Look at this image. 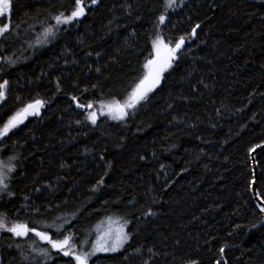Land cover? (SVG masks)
<instances>
[{"label": "trees", "instance_id": "1", "mask_svg": "<svg viewBox=\"0 0 264 264\" xmlns=\"http://www.w3.org/2000/svg\"><path fill=\"white\" fill-rule=\"evenodd\" d=\"M82 2L85 14L68 24L54 17L74 0H11L0 17L10 25L0 35V128L43 101L0 137V156L15 165L0 214L70 236L77 254L106 217L128 219L125 247L88 264H264L249 152L264 141V0H176L167 11L165 0ZM157 36L184 44L160 83L112 118L107 105L124 104L147 75ZM256 157L264 201V152ZM0 264L76 261L34 232L0 229Z\"/></svg>", "mask_w": 264, "mask_h": 264}, {"label": "snow or ice", "instance_id": "2", "mask_svg": "<svg viewBox=\"0 0 264 264\" xmlns=\"http://www.w3.org/2000/svg\"><path fill=\"white\" fill-rule=\"evenodd\" d=\"M75 7L70 12V14H65L64 12L59 13L54 17L56 24H68L73 20L83 16L85 14V5L82 0H74ZM92 5L97 3V0H90ZM176 5V0H165V11L169 8H173ZM11 8V0H0V17H2L5 13H9ZM159 20L161 23L165 21V16L163 14L160 15ZM199 25H196L192 29V35H195L196 29ZM10 29V25L8 23H4L0 25V35H4ZM49 34H54L53 29L51 27L44 29L45 38ZM157 42H161L162 38L157 36L156 40L153 41V45L157 52V58L155 60L149 61L145 64V68H148L149 65H152L150 73L143 80L140 81V84L137 85L136 89H134L132 95L129 99L124 103L120 104L119 102H115L114 104L107 105L109 114L112 115L114 119H122L127 112L125 111L127 108L133 107L137 102L141 99H144L146 93L151 91L160 81V75L164 71L165 67L170 66L172 59L175 57L177 49H180L184 44V37L181 36L175 43V47H167L164 45V51L161 55L160 47H157ZM8 84V81H4L0 83V100L4 99L5 96V88ZM73 100H76V97H72ZM102 107H103V102ZM43 101L36 100L33 103L27 104L25 107L19 109L16 114L12 117H9L8 121L0 128V137L6 135V133L15 128L18 124H20L23 119H25L30 114H38L40 107H42ZM78 107H85V105H78ZM86 107L91 108L92 105L89 103ZM86 119L91 120L93 124L96 123V113L89 112ZM80 123V121H77ZM264 141L261 144L253 145L252 148L249 149V152H254V150H258L264 152ZM11 159L9 158V162L5 163L0 160V191H6L8 188V184L5 183L6 178L10 172H12L15 168V165L11 164ZM253 161L256 162L257 157L254 154L252 157ZM163 167V165H162ZM260 175H253L252 184L253 186L258 185L261 182ZM102 182V180H101ZM8 195H12L11 192H8ZM261 211L264 212V207L261 208ZM0 229H6L7 231L13 233L15 236H26L30 231L34 232L36 236H38L41 240H46L51 245L52 248L59 249L65 256L74 257L76 264H88L89 258L95 254L97 251H116L117 248L122 247L125 240L128 239V234L126 233H116L114 235L105 234L104 237L98 238V240L93 244V247L88 252H80L77 254L75 251V245L71 243L70 236H64L63 239L54 240L52 239L47 232L37 231L36 228H28V226L24 223L13 221L11 226L8 225L3 214H0ZM41 252L44 253L45 257L48 256V249L42 248ZM225 249L221 247L220 252L223 253ZM191 264H196L195 261L191 262ZM217 264H221V261H217Z\"/></svg>", "mask_w": 264, "mask_h": 264}, {"label": "rangeland", "instance_id": "3", "mask_svg": "<svg viewBox=\"0 0 264 264\" xmlns=\"http://www.w3.org/2000/svg\"><path fill=\"white\" fill-rule=\"evenodd\" d=\"M9 14H10V12H9V13H5L3 16H9ZM164 45H166L164 42H162V44H161V42H157V47H160L161 55L163 54V51H164V47H163ZM166 46L169 47L168 45H166ZM156 58H157V52H156L155 47H154V57H153L150 61L155 60ZM171 62H172V61H171ZM151 67H152V65H149L148 73H147L146 76L149 75L150 70H151ZM166 68H167V67H165L164 71L166 70ZM164 71H163V72L161 73V75H160V81H161V79H162V75H163ZM146 76H145V77H146ZM145 77H144V78H145ZM160 81H159V83H160ZM159 83H158V84H159ZM158 84H157V85H158ZM157 85H156V86H157ZM156 86H155V87H156ZM155 87H154V88H155ZM154 88H152V90H153ZM152 90H151V91H152ZM149 92H150V91H148L146 94H148ZM0 103H1V100H0ZM30 115H33V114H30ZM30 115H28V116H30ZM28 116H27V117H28ZM27 117H26V118H27ZM26 118H25V119H26ZM25 119H23V121H24ZM23 121H22V122H23ZM0 160H2V161H4L5 163H7V162H6L1 156H0ZM7 179H8V178H6L5 183H7ZM128 225H129V221H128V219L123 218V217H121V216H108V217H106V219H105L104 221H102V222L98 225V227H97V231H95V237L92 236V237L89 238L87 241L82 242V245L84 246V248H87L85 252H88V251H90V250L92 249L93 244L98 240V238L104 237L105 234H108V235H114V234H116V233H118V232H119V233H126V234H128V239L124 241L122 247L117 248L116 251H108V252L97 251V252H95L94 255H96V254H101V253H113V252H117V251H119V250H122V249L125 247V245L128 243V241L130 240V234H129V231H128ZM82 252H84V251H82ZM94 255H92V256H94ZM92 256H91V257H92ZM91 257H90V258H91ZM90 258H89V259H90ZM88 261H89V260H88Z\"/></svg>", "mask_w": 264, "mask_h": 264}, {"label": "water", "instance_id": "4", "mask_svg": "<svg viewBox=\"0 0 264 264\" xmlns=\"http://www.w3.org/2000/svg\"><path fill=\"white\" fill-rule=\"evenodd\" d=\"M82 109H85V107H82ZM262 147H264V145ZM257 152H258V150H254V152H252V157L254 154L256 155ZM252 161H253V159H252ZM253 171H254V175H259L258 164H257V162H254V161H253ZM252 194H253V197H254V200H255L257 207L261 211V208L264 207V201L259 196L258 185L253 186V184H252ZM261 213L264 217V212L261 211Z\"/></svg>", "mask_w": 264, "mask_h": 264}, {"label": "bare ground", "instance_id": "5", "mask_svg": "<svg viewBox=\"0 0 264 264\" xmlns=\"http://www.w3.org/2000/svg\"><path fill=\"white\" fill-rule=\"evenodd\" d=\"M258 187H259V184H258ZM251 191H252V189H251ZM252 196H253V194H252ZM253 199H254V197H253ZM254 202H255V200H254ZM255 204H256V203H255ZM256 206H257V205H256ZM263 221H264V219H263ZM263 221H262V224L264 223ZM257 227H258V226H257Z\"/></svg>", "mask_w": 264, "mask_h": 264}]
</instances>
